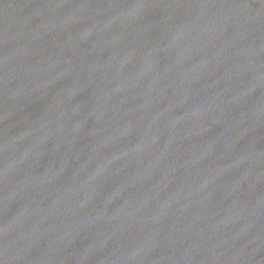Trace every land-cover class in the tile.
Returning a JSON list of instances; mask_svg holds the SVG:
<instances>
[{
  "label": "water",
  "instance_id": "95a60500",
  "mask_svg": "<svg viewBox=\"0 0 264 264\" xmlns=\"http://www.w3.org/2000/svg\"><path fill=\"white\" fill-rule=\"evenodd\" d=\"M0 264H264V0H0Z\"/></svg>",
  "mask_w": 264,
  "mask_h": 264
}]
</instances>
